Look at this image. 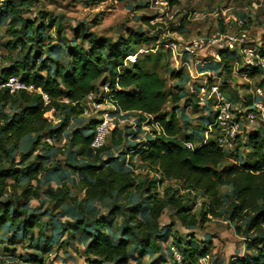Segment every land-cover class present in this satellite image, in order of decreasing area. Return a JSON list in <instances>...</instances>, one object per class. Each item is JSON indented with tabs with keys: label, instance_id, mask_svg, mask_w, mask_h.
Masks as SVG:
<instances>
[{
	"label": "trees",
	"instance_id": "trees-1",
	"mask_svg": "<svg viewBox=\"0 0 264 264\" xmlns=\"http://www.w3.org/2000/svg\"><path fill=\"white\" fill-rule=\"evenodd\" d=\"M89 1L101 3L105 0ZM5 8L15 14L19 12L10 1ZM47 14L48 11L42 15L43 23L40 24L18 16L22 25L20 28L12 25L9 29L13 39L7 46L16 49L21 59H15L0 71V83L10 75H17L36 89H41V92L0 89V236L6 229L10 232L7 239L10 245L19 239L28 240L34 249L29 264H47L44 252L54 241L65 242L70 236L82 237L85 242L83 250L95 264H143L145 253L153 244L151 237L161 232L164 236L168 230L169 226H163L159 220L164 211L174 208L186 227L195 226L208 216L219 218L223 216V211H220L222 185L233 188L232 199L226 209L229 219L246 220L247 231L264 232V131L249 133L248 144L252 145V150L245 157L239 147L242 142L238 143L240 134L244 132V123L249 122L245 116L251 111L245 113L237 109L243 126L237 137L236 153L220 148L215 137H206L217 115L215 109L205 120L203 128L206 133L186 132L177 113L179 103L185 99L187 105L191 104L189 102L196 100L202 87L194 86V91L187 98L189 92L184 84L191 77L184 71L185 67L171 73L172 79L182 82L175 85L176 91H172L158 71L142 65L145 59H140V53L133 63L127 58L138 52L133 47L137 48L146 40L155 41L156 35L144 38L135 34V46L130 47L131 38L113 44L98 38L93 32H86V29H76L75 37L84 41L72 40L64 50L66 60L57 61L54 71H50L47 67L49 59L43 58L45 52L41 46H50L48 33L57 24L54 18H50L47 24L44 21ZM154 17L148 16L147 22ZM57 27L58 39L64 42L66 37L60 32L62 25ZM45 38L49 42L46 43ZM218 54L220 63L228 70L241 60L239 52L234 50L218 49ZM206 64L203 71H213L216 66L213 62ZM257 70L260 69L251 68L252 72ZM99 81L101 85L108 83L111 92L106 98L116 106L113 114L118 113L119 119L138 112L151 116L152 123L161 128L160 132L155 130L153 137L148 138L140 149H133L132 155L139 154L150 171L160 175L159 179L139 176L133 165L123 163L120 169L115 159L106 157L111 150L119 149L123 144L124 134L118 124L111 130V139L108 142L106 139L99 148H94L92 142L100 118L95 116L88 126L69 129L75 116L84 115L91 93L97 101L105 100L103 92L98 93ZM226 98L234 105L233 97ZM168 102L173 104L170 112L164 111ZM214 105L216 102L212 108ZM7 108L12 110L8 112ZM90 158L93 162H89ZM229 158L236 160L227 163ZM70 173L77 174L74 185L67 183ZM166 180L182 183L183 188L190 192L188 194L194 195L179 194L180 190L175 185H164L161 194L160 188ZM73 187L85 191L82 199ZM43 195L52 201V209L41 211L39 207L31 206ZM130 195L139 199L132 202ZM199 195L206 197L208 202L198 213L194 208ZM99 201L111 203L113 207L106 215H98L94 219L89 210L96 208ZM51 210L64 219L62 223L53 220ZM143 214L148 215L147 220L142 218ZM120 215L122 220L118 223ZM45 216H52V229L48 235L43 230ZM37 227L40 228L39 235H35ZM262 234L248 245V248L256 247V250L247 253L241 259L242 264H264ZM132 237L139 244L135 248L138 250L136 257L131 254ZM193 241L181 244L179 239L171 246L173 254L172 247L180 254V260L175 257L174 264L196 262L207 253L208 247L194 245Z\"/></svg>",
	"mask_w": 264,
	"mask_h": 264
},
{
	"label": "rangeland",
	"instance_id": "rangeland-1",
	"mask_svg": "<svg viewBox=\"0 0 264 264\" xmlns=\"http://www.w3.org/2000/svg\"><path fill=\"white\" fill-rule=\"evenodd\" d=\"M8 1L13 2L14 8L19 11L18 14L5 8ZM175 9L177 12L173 19L158 21L151 18L150 22H147V17L155 15V11L151 7L139 4L134 0H105L101 3H94L89 0H0V71L3 67L10 66L15 59H21L17 56L16 49L7 46V43L13 39L9 29L12 25L17 28L22 25L18 16L22 15L23 18L37 21L36 23L40 24L43 23L42 15L48 11L44 21L48 24L49 19L54 18L57 24L48 33L50 46H41L45 52L43 58L49 59L47 67L50 71H54L57 61L66 60L64 50L69 43H72V40L76 39L81 43L84 41L75 37L76 29L80 31L86 29V32H93L98 38L111 41L113 44L131 38L130 47L135 46L134 39L137 38L135 34L142 35L144 38L156 35L155 41L146 40L137 48L133 47L139 51L140 59H145L142 65L147 69L158 71L166 79L167 88L172 91H176L175 85L181 80L172 79L171 73L185 67L184 71L191 77V80L184 84L189 92L187 98L194 91V86L202 87V92L198 93L196 100L189 102L191 104L187 105L185 99L179 103L177 113L180 115L181 123L185 126L186 132L206 133L203 128L205 127V120L211 111L213 112V109L216 110L215 105L212 108V104L217 102L216 95L211 92L212 85H218L226 97H233L234 106L237 109H242L245 113L256 111L258 101L264 105V70L252 72L251 68L245 67L242 57L228 70L220 63L221 59L217 48L215 49L217 50L216 56L213 55V48L200 50L195 56H181L174 48L168 47L171 41H188L215 31L227 34L245 32L248 42L264 53V0H176ZM192 13H200L201 16L200 18L189 19L188 15L190 16ZM14 18L17 20L14 21ZM58 24L62 25L60 32L66 37L64 42L58 39ZM45 42H49L48 38H45ZM53 43L55 45L51 47ZM84 44L88 48V43L85 42ZM152 48H157V51L154 52L151 50ZM157 57L159 58L155 61ZM127 58L129 59V56ZM130 61L133 63L136 60ZM211 62L216 64L212 69L213 71H203V65ZM45 72L46 70H44ZM101 84L99 81L98 93L100 94L103 86ZM222 85H224L223 89ZM259 90H261V95ZM209 97L212 99L207 100ZM86 106H90L88 101ZM208 106H211V109ZM172 108V102H168L164 111L170 112ZM11 110V108H7L8 112ZM96 115L97 112H89L75 116L69 129L88 126L91 119ZM113 115L115 117L114 126L109 129L107 142L111 139V130L117 124L123 131L124 141L119 149L111 150L106 154V157L115 159L116 166L120 169L123 163H125L124 165H133L135 173L139 176L147 179H159L160 175L150 171L148 164L140 160L139 154L132 157L133 149H140L148 138L153 137L159 126L152 123L151 116L138 112L125 114L127 116L122 119H119L121 116L118 113ZM54 121L56 122L57 118ZM258 130L264 131V115L255 123L251 124L247 121L244 123V132L240 134L238 141V143L242 142L239 147L240 151H243L244 157L248 155L250 149L252 150V145L248 144L249 133ZM206 137L212 139L214 135L206 133ZM61 156L65 157L66 155ZM90 159L89 162H93V158ZM235 160L236 158H229L227 163ZM69 177L68 185H74L77 174L70 173ZM164 185H175L180 190L179 194L189 197L194 195V193L188 194L190 192L183 188L182 183L173 180L165 181V184L160 188L161 194H163ZM73 189L78 194L79 199L84 197L85 191L80 187H73ZM220 192L223 201L220 211H223V216L219 218L208 216V219L195 226H184L175 214V209L167 208L159 220L163 226H169L168 230L164 236H161V232L151 237L153 244L146 251L143 264H174L177 255L173 254L171 246L179 239L181 244L193 239L194 245L208 247L205 255L200 256L196 262L189 264H242L241 259L247 253L251 254L256 250V247L248 248V245L253 243L255 238H260L264 232L247 231L246 220L234 221L229 219V213L226 212V209L232 199L233 188L222 185ZM129 198L132 202L139 199L138 196L132 195ZM207 202L206 197L199 195L194 210L199 213ZM52 205V201L46 195L31 204V206L39 207L41 211L47 208L52 209ZM96 205V208L89 210L95 216L94 219L106 215L113 207L111 203L106 204L103 201H99ZM51 211L52 216H54L53 220L62 223L64 219L57 216L56 211ZM52 216L44 217L45 226H43V230L46 235L52 229L50 223ZM121 217L120 215L118 223L122 220ZM142 218L147 220L148 215L143 214ZM116 226L118 229L119 225L116 224ZM39 232L40 228L37 227L35 235H39ZM9 233L4 229L3 235L0 236V264H29V258L34 253L32 244L28 243V240L19 239L15 244L10 245L7 243ZM84 245L85 242L81 236H70L65 239V242L54 241L52 246L44 252V257L47 264H95L85 254ZM138 246L139 244L132 237L131 254L133 257L137 256L138 250L135 248ZM5 249L8 251H4Z\"/></svg>",
	"mask_w": 264,
	"mask_h": 264
},
{
	"label": "built area",
	"instance_id": "built-area-1",
	"mask_svg": "<svg viewBox=\"0 0 264 264\" xmlns=\"http://www.w3.org/2000/svg\"><path fill=\"white\" fill-rule=\"evenodd\" d=\"M141 3H146L155 11L154 20H170L173 19L174 14L177 12L176 0H134ZM200 13H192L189 19L200 18ZM168 47L174 48L178 51L179 55H188L195 56L198 51L208 48H213V55H217L218 49H228L239 52L244 59L246 68H259L264 70V53H261L260 50L254 45L248 42L247 33H238V34H227L220 31H215L214 33L207 34L204 36H199L191 40L183 41H171L168 44ZM217 48V50H215ZM154 52L157 51V48H152ZM141 52V50H140ZM139 51L130 55L129 59L136 60ZM1 88H9L11 92H16L19 90H27L30 92H41V89H36L33 84H28L23 81L21 77L17 75H10L7 80L0 83ZM102 94L104 95V101H97L94 98V94H90V103L89 107H85V112H97L96 117L100 118L96 126V134L92 142L94 148H99L106 143V139L109 133V129L114 126L115 117L113 112L116 110L114 106L106 96L111 92V89L108 84L102 86ZM202 92V90H201ZM211 92L216 95V111L217 115L214 123L210 126L209 133L213 134L217 139L218 145L220 148L227 152L236 153V144L237 137L242 133L243 120L242 116L239 115L237 107H235L231 101H229L225 95L220 91L218 85L211 86ZM260 95L261 90H259ZM48 99L47 96H45ZM257 110L248 112L245 116V120H248L249 123H255L258 119L264 115V105L262 102L256 103ZM161 128H158L160 132ZM189 146H192L191 143H187ZM174 253L177 255V258L180 260V254L172 247ZM1 259V255H0ZM204 260L205 257H204Z\"/></svg>",
	"mask_w": 264,
	"mask_h": 264
}]
</instances>
